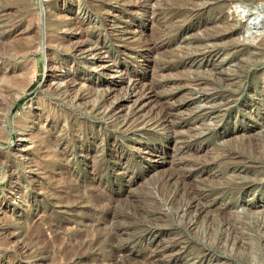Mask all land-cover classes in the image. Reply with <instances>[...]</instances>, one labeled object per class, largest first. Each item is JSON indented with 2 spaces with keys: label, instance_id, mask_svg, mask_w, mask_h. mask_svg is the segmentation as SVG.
Returning <instances> with one entry per match:
<instances>
[{
  "label": "rangeland",
  "instance_id": "obj_1",
  "mask_svg": "<svg viewBox=\"0 0 264 264\" xmlns=\"http://www.w3.org/2000/svg\"><path fill=\"white\" fill-rule=\"evenodd\" d=\"M15 1L0 264H264V0Z\"/></svg>",
  "mask_w": 264,
  "mask_h": 264
},
{
  "label": "bare ground",
  "instance_id": "obj_2",
  "mask_svg": "<svg viewBox=\"0 0 264 264\" xmlns=\"http://www.w3.org/2000/svg\"><path fill=\"white\" fill-rule=\"evenodd\" d=\"M14 0H12L13 2ZM18 3L20 2V4L24 5L23 8H29L30 4V0H16ZM15 1V5H18ZM14 3V2H13ZM11 4V2H10ZM19 4V5H20ZM21 9V8H20ZM38 18V17H37ZM33 19V18H32ZM75 24H78V26H80V28H82V34L87 33V28L85 29V27H83V23L82 21H79L77 19V21L74 22ZM61 24V23H60ZM35 25V24H34ZM54 25V24H53ZM33 26V24H32ZM55 28L56 23H55ZM52 28V27H51ZM58 28V27H57ZM39 30L38 26L35 25V27H33L31 30H29L28 33L26 34H31L30 37L22 34V37L18 38L17 36H15V30L13 31H7V26H2L0 28V60H2V65L4 68H14L15 64H17V61H14L13 59L15 58V56H21L23 58L24 55L31 49L29 43H31L30 39H34V36H32V34H36V32ZM7 31V32H6ZM18 33V32H17ZM39 32H37L38 34ZM18 39H17V38ZM32 37V38H31ZM36 37V36H35ZM38 37V36H37ZM84 37V36H83ZM87 37V36H86ZM52 38V37H51ZM50 39V38H49ZM84 39V38H83ZM88 39V38H87ZM54 40V39H53ZM86 40V38H85ZM84 40V41H85ZM79 41V40H78ZM83 42V41H82ZM79 42H76V44ZM75 44V42H74ZM32 45V44H31ZM76 46V45H75ZM34 49V48H33ZM52 61V59H51ZM50 61V62H51ZM19 64V63H18ZM22 65V69L20 72H16L15 73H10V74H4V72L1 74L0 72V91L2 89H4L6 91L5 94V99L7 100V110L11 109V107L14 105V103L22 97V95L25 92V88L26 86L29 84V82H31V80L34 78V75L37 71V66L38 64H33L31 65V67H29L30 63L29 62H24L21 64ZM12 72V71H11ZM8 73V72H7ZM73 78V77H72ZM74 81V80H71ZM3 90V91H4ZM2 92V91H1ZM0 92V93H1ZM5 93V92H4ZM2 96V94H0ZM159 99H164V98H159ZM168 99L170 100V97H167L166 100L168 101ZM41 101V100H40ZM38 105H41L40 102H38ZM40 111V110H39ZM38 112L37 111H32L30 114L27 115V118H33V119H37L38 117ZM42 115V114H41ZM26 116V115H25ZM37 116V117H36ZM23 119V118H22ZM27 120V119H25ZM29 121V119H28ZM32 121V120H31ZM20 122V120H19ZM27 122V121H26ZM30 122V121H29ZM28 123V122H27ZM25 123H23L24 125ZM30 124V123H29ZM27 125V124H26ZM5 229V228H4Z\"/></svg>",
  "mask_w": 264,
  "mask_h": 264
}]
</instances>
